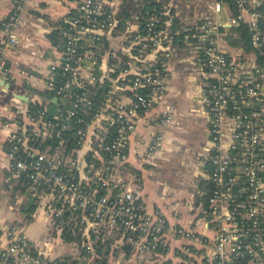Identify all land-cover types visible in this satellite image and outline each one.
Here are the masks:
<instances>
[{
	"label": "built area",
	"instance_id": "2783aa9c",
	"mask_svg": "<svg viewBox=\"0 0 264 264\" xmlns=\"http://www.w3.org/2000/svg\"><path fill=\"white\" fill-rule=\"evenodd\" d=\"M123 1L71 0L58 26L60 57L44 80L58 109L49 116V96L43 103L16 101L21 117L13 119L17 128L8 140L11 176L42 197L62 226L73 222L80 229L81 259L97 257L99 241L112 248L129 245V252L143 255L163 253L171 239L187 238L185 251L199 264L197 250L205 264H264V70L255 55L264 46L262 0H232L225 21L219 18L224 2L215 0L212 13L176 30L170 5L140 8L142 2L133 0L136 7L125 16ZM26 2L13 0L0 34V92L11 75L8 51L19 43ZM241 25L254 52L235 56L223 46L228 29L222 27ZM118 32L121 46L115 49ZM177 34L192 50L205 83L203 101L212 126L205 212L216 231L210 242L149 211L123 175L139 115L163 97L164 58ZM107 39L113 42L108 45ZM100 87L96 103L92 94ZM36 102L41 106L34 110ZM81 148L88 154L84 165L77 155ZM0 264L81 262L50 259L36 251L21 225L5 222L0 223Z\"/></svg>",
	"mask_w": 264,
	"mask_h": 264
},
{
	"label": "crops",
	"instance_id": "0c3cea01",
	"mask_svg": "<svg viewBox=\"0 0 264 264\" xmlns=\"http://www.w3.org/2000/svg\"><path fill=\"white\" fill-rule=\"evenodd\" d=\"M179 1L161 0V5H170L175 13L172 26L175 30L212 13L215 0H208L204 11L192 6L189 12L184 11L186 7L183 9ZM70 3L71 0H27L18 27L19 43L14 50L8 51L11 75L4 80L6 88L0 92V223L21 225L36 251L52 260L81 264H188L189 259L195 257L185 251L191 242L187 238L171 239L169 248L159 254L136 255L120 246L100 257L81 259L82 240L66 239L63 226L46 209L44 199L11 176L8 140L17 128L13 119L21 117L17 115L15 103L18 100L25 105L36 100L46 102L48 91L44 80L51 64L60 57L58 26ZM126 3L129 2L124 0L122 6ZM223 6L219 18L225 21L232 9L226 2ZM12 7L13 0H0V34ZM190 13L192 15H188ZM224 37L223 46L232 55L254 52ZM106 42L109 45L113 40ZM192 54L181 35H175L172 49L164 58L167 62L166 89L159 102L139 115L130 136L123 175L138 188L140 200L149 211L159 212L173 225L195 230L204 241L210 242L216 229L213 223L207 222L210 214L205 212L209 192L206 169L210 166L214 142L203 101L205 83L196 72ZM77 155L80 165H84L87 150L81 148ZM30 195L36 196L32 211L27 205ZM18 210L27 213L17 217Z\"/></svg>",
	"mask_w": 264,
	"mask_h": 264
},
{
	"label": "trees",
	"instance_id": "16d2710c",
	"mask_svg": "<svg viewBox=\"0 0 264 264\" xmlns=\"http://www.w3.org/2000/svg\"><path fill=\"white\" fill-rule=\"evenodd\" d=\"M126 2H129L130 5L134 8L136 7L134 1L132 2V0H125ZM141 6L145 7V8H151L153 6H158L159 4H161V0H140ZM224 2H226L228 5L231 6V9L233 7L232 4V0H223ZM259 8L264 12V0L262 1V4L259 6ZM123 14H125V16H127L129 13H127V9H125L123 7ZM127 13V14H126ZM264 25V23H263ZM224 29H228V32L226 33V37L228 39L229 42L233 43V44H237L239 41L243 42L246 48H252V44L250 43L249 40V34H248V30L246 28L245 25H241L240 28H236V30H238L239 34L235 35L233 33L234 28L233 27H222ZM256 55H257V62L261 65V67L264 70V46L260 49L256 48ZM99 89V90H98ZM96 91V95H93V98L95 100L96 103H99L101 100V93H102V88H98ZM47 96H49V100H50V105L51 108L48 111L49 116L53 113L54 109H58V105H59V101L56 99H53L54 96L51 95V92L48 91ZM32 108L35 110L37 108H39L41 106V104H39L38 102L36 103H31ZM69 137V144L70 146H74L76 145V139L73 137V135L68 136ZM208 189H210V184H208ZM31 200L28 202V208H30V211H32L35 208V201H36V196L35 195H30ZM206 203V202H205ZM65 219V218H64ZM73 222L72 223H64L63 224V235L65 236L66 239H78V240H82V233L80 231H78L79 233L77 234V237L74 236L73 234L75 233V231L78 229L77 226H73ZM127 251H129L130 246L129 245H125ZM112 246L110 245V243H100V241L97 244V253L98 256H102V254H106L107 252H109V249H111ZM97 256V257H98Z\"/></svg>",
	"mask_w": 264,
	"mask_h": 264
},
{
	"label": "rangeland",
	"instance_id": "374dc122",
	"mask_svg": "<svg viewBox=\"0 0 264 264\" xmlns=\"http://www.w3.org/2000/svg\"><path fill=\"white\" fill-rule=\"evenodd\" d=\"M180 2V1H179ZM184 2V4H182ZM207 3H209V1L208 0H181V2L179 3V5H183V9H184V7H186V10H184V11H188L189 12V10L192 8V6H194V7H196V8H198L200 11H204V10H206L207 9ZM131 6H130V3H126L125 4V6H124V8L125 9H128V8H130ZM192 10V9H191ZM232 12V11H231ZM185 13V12H184ZM188 15H192V13H190V14H188ZM234 28V30H233V33L234 34H239V32H238V30H236V27H233ZM228 32V31H227ZM117 35H119L118 37H117V39L115 40V49H118V47H120L121 46V38H120V33L118 32L117 33ZM226 39H227V37H226ZM228 40V39H227ZM238 46H241V47H243L244 49H246V47H245V45H244V43L241 41H239L238 42ZM118 53V52H117ZM243 57V56H242ZM26 211H23V210H18V212H17V214H16V216L17 217H24L25 215H26ZM78 228V227H77ZM80 229H77L76 231H75V233L73 234L74 236H76L77 237V234L79 233L78 231H79ZM194 251H196V250H194ZM196 253V256L199 258V260L202 262V264H205V262H203L202 260H203V258L201 257V254H199V252H198V250H197V252H195ZM202 258V259H201ZM189 263L188 264H199L198 263V261L197 260H194V259H189V261H188Z\"/></svg>",
	"mask_w": 264,
	"mask_h": 264
}]
</instances>
